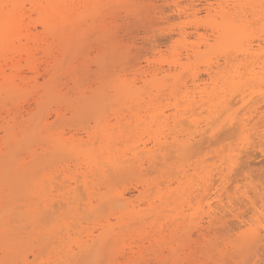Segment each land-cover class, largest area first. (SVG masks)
Wrapping results in <instances>:
<instances>
[{
  "label": "rangeland",
  "instance_id": "obj_1",
  "mask_svg": "<svg viewBox=\"0 0 264 264\" xmlns=\"http://www.w3.org/2000/svg\"><path fill=\"white\" fill-rule=\"evenodd\" d=\"M90 7L92 19L88 24L96 26L87 33L85 41L75 44L70 68L62 72L58 81L59 88L66 92V86H72L79 76L85 82L86 95L71 91L64 95L65 103L61 99L59 104L44 109L50 115L49 129L44 133L46 140L33 141L29 144L33 149L28 150L23 137L28 119L35 113L39 118V113L43 112H37V92L20 93L9 101L6 99L0 107L3 117L10 111L12 116L19 114L18 128L15 127L13 140L7 144L0 128V150L13 149V154L17 155L16 159L13 156V162L22 163L30 152L36 150L40 154V146L44 145L47 155L42 157V166L46 168L47 178L51 179L49 186L53 187V192L50 188L48 193L60 201V205L55 202L50 213L47 211L51 218L46 212L43 215L46 223L40 220L44 211L41 205L42 210L38 205H31L38 207L40 213H25L26 221L23 217L21 220V216L16 217L26 211L27 208L23 207L21 211L18 207L24 203L18 204V208L16 205L7 207V212L0 217L5 216L8 224L11 221L12 229L16 226L18 230L21 225L17 224H22L21 232H13V240L21 235V241L26 244L20 246L19 251L13 244L11 259L1 243L0 264H56L59 262L56 259H61L62 264H100V260L104 261L101 255L105 254L106 241L110 243V249L106 250L108 261L103 264L112 261L111 264H131L132 261L135 264H264V68L261 69L264 64L254 67L253 76L242 69L243 79L229 77L214 82L208 80L206 74L209 62H216L222 55L221 50L232 48V43L225 44L222 38L218 42L221 29L244 23L248 27L244 30L248 29L245 32L249 33L252 42L255 45L260 42L264 28L254 19L253 11H260L264 17V0H91ZM244 10L245 13H241ZM105 40L110 42L107 48L102 46ZM198 47L200 49L196 50ZM188 49H193L191 55L187 54ZM195 53L199 56H194ZM44 61L39 66L41 84L47 76ZM175 61L178 62L176 71H181L185 78L177 85L186 82V86L174 87L177 72L172 67L171 76L158 83L162 91L160 97H155L149 88H145L146 93L139 97L117 96L109 88L105 92L108 104L105 116H96L94 111L91 112L92 108L89 113H82L80 105L92 95L91 89L100 86V62H106L107 73L112 75L125 68L149 73L151 68L161 65L168 68ZM225 71L232 73L233 70L229 66ZM191 72H197L206 81L198 88L194 87ZM162 77L159 76V80ZM132 78L130 71L126 79ZM102 79L107 77L104 75ZM140 79L135 80L137 86L142 87ZM39 92L41 94L42 90ZM238 92L240 96H236ZM120 97L122 101H117ZM208 99L212 103L204 105ZM224 101L230 102L231 110L220 111L218 105ZM69 103H72L71 108ZM124 104L132 107V114L124 109L125 114H122L125 116L117 117L115 111ZM156 109L163 110L168 117L157 119L151 115ZM51 110H58L59 114ZM193 113L197 126L189 120ZM183 119L187 124L181 135L198 134L187 149L172 147L171 155L164 160L159 157L156 163H150L147 153H141L139 158L145 160L144 166L140 169L132 164L137 160L134 152L143 149V142L147 143L146 150L151 151L157 149L153 147L152 138L158 134L172 142L171 136L179 130L175 129V123ZM208 120L216 121H213L214 137L213 131L205 125ZM245 122L249 125L242 126ZM232 127L240 129L235 132L238 136L229 129ZM207 128L203 137L208 139L200 141L199 133ZM228 129L232 136L228 133L220 135ZM117 134L124 135V140L127 137V142L121 145L117 144L119 142L108 143V139ZM184 136L182 140L186 141L187 136ZM96 156L100 157L99 162ZM93 161L99 164L95 165ZM183 169L187 171L188 181L178 186L177 172ZM103 195L106 196L102 200L104 204L100 200ZM122 196L124 203L118 204L117 200ZM106 200L108 204H105ZM4 205L0 202V214ZM14 212L16 223V220H10ZM50 230L52 235L48 234ZM91 236L100 238L94 255L88 258L86 252L79 258L86 243H92ZM37 238L45 239L38 244ZM49 241L51 244L47 248ZM43 244L46 247L44 257ZM22 247L29 249L22 251ZM100 249L104 250L100 252ZM14 253H17V260ZM36 255L38 259H35Z\"/></svg>",
  "mask_w": 264,
  "mask_h": 264
},
{
  "label": "bare ground",
  "instance_id": "obj_2",
  "mask_svg": "<svg viewBox=\"0 0 264 264\" xmlns=\"http://www.w3.org/2000/svg\"><path fill=\"white\" fill-rule=\"evenodd\" d=\"M90 5H91V0H0V107H2V105H3L4 101H6V99L11 100L13 98V96H16V95L23 93L25 91H34V92H37V94H39L37 96V112L39 113V112L43 111L42 113H39V114H41V116H39V118L35 117V116H38L37 113H35L27 121V125L23 131V137L26 138V143L28 146L33 141L40 140L43 142L44 140H46V135L44 133L49 129L48 117L50 115L48 113H46V111L44 109L48 105H53L55 103L59 104L61 101H64V103H65L67 101L66 100L67 98L64 99V95H67L71 91L79 93L83 96L86 95L85 89H84L85 82L83 80V82H84L83 83L79 76L76 77L75 80H73L72 86H70V85L66 86V88H67L66 92H64L63 89L59 88L60 85H59L58 81H60L59 77L62 74V72H64L67 68H70L69 61H70V57L72 56V53L74 51L73 49L75 48V44L78 41L79 42H81L83 40L85 41L86 37H87L86 36L87 33L90 32L91 30H93V28L96 26L93 23L88 24V20L92 17V12H89L91 10ZM81 9H83V10H81ZM241 13H245V10L242 11ZM195 14H196V12H195ZM253 16H254V19L256 20V22L260 23L262 25V27L264 28V17L262 16V13L260 11L258 12V10L255 9L253 11ZM240 24H241V26H239L240 27L239 28L238 25H240ZM240 24H233V25H236V27L231 25L229 27L221 29V31L218 32L219 33L217 36L218 42L222 38L225 40L224 41L225 44H229V42L232 43V44H230L232 46V48H231V50H221L222 55H219L216 58V62H209V65H207V69H206V74L208 76L207 77L208 80L216 82L220 78H222V79H228L229 77L232 79L235 77L242 78L245 76L244 70H246L247 72L249 71V74H252V76H253L254 75V73H253L254 67L258 64H261V63L264 64V33L260 37V42L255 45L254 42H252V39H250L251 37H250L249 33L245 32L248 29L244 30L245 28H248V27H246L247 25L244 23H240ZM243 26H245V27H243ZM109 44H110V42L105 40V41H103L102 46L107 48L109 46ZM203 44L206 47L207 46L210 47L208 42H204ZM78 45H80V44L78 43ZM78 45H76V46H78ZM226 46L228 47V45H226ZM256 46H257V48H256ZM222 47H225V46H222ZM199 49H200V47H198L196 50H199ZM192 50L193 49H188L187 54L191 55ZM195 55H196V53L194 54V56ZM196 56H199V55H196ZM43 58L45 59V61H44L46 64L45 73L47 74V76L44 78V83L41 84L39 81V76H40L39 66H40L41 62H43V60H44ZM220 60H222V63H220ZM114 62H117V61H114ZM172 63L173 64H169L168 68H165L162 65L159 67L157 66V68H153V69L151 68L149 73L148 72L146 73V72L142 71L141 69L127 70L125 68V69H120L119 71H116V72H114V74L111 75V74L107 73L106 62H100L98 64L99 70H100L99 75L101 76V78L99 79L100 86L97 87L96 89H91L92 95L90 97L86 98L85 101L82 102L83 103L82 105L79 104L80 107H82V109L80 108L81 110H83L82 113L83 114L86 112L89 113L90 108H92L91 112L94 111L96 116H98V115L105 116L108 113V104L105 102V98H106L105 92L109 88L113 89L114 92L117 94V96H119L121 94H125V95H128L130 97L142 96V94L144 95V93H146L145 88H149V89H151V91H153L152 93L155 94V97H158L159 93L161 91L159 89L158 83L163 82L162 79L165 78V80H167V78H169L171 76L172 67L175 68V71L177 70L178 62L175 61ZM229 66L233 70L232 73H230V72L227 73L225 71V69ZM71 68H73V67H71ZM263 68H264V66L261 69H263ZM24 69L30 75L25 73ZM242 69H244L243 72H241ZM130 71H132L133 78L129 80L126 78H128V74L130 73ZM223 72L225 74L221 75ZM181 73L182 72L179 71L175 74V76H174V81H175L174 87L186 86V84H187L186 82H184L183 84H180L179 86L177 85L178 83L181 82L182 78H183V80L185 79L184 77L181 76ZM104 75L107 77L106 80L102 79V76H104ZM161 75L163 77L159 80V76H161ZM247 75H248V73H247ZM137 77H141L140 80L143 82L142 87L137 86V81L135 80ZM149 77H150V79H149ZM190 77H191L190 80L192 82V85L194 87H197V88L199 86H201L200 83H204L206 81V80L202 79L201 76L197 72H191ZM186 78H188V77H186ZM256 78L257 77H255L254 79H256ZM254 79H252L250 81H253ZM86 81H87V79H86ZM245 84H244V86H245ZM66 85H67V83H66ZM248 85H250V84H248ZM39 90H42L41 94H40ZM64 90H65V88H64ZM240 90H241V88H239V91ZM216 94H219V93H216ZM178 96H180V95L178 94ZM236 96H240L239 92H238V95L236 94ZM235 97H233V99ZM120 98H118L117 101L118 100L122 101L123 98H121V99ZM213 100H215V98ZM242 101H244V97L242 98ZM181 102L182 101H180L179 104ZM230 102L226 103L224 101V103H220V105H218V107H220L219 108L220 111H226L227 109H229L228 104ZM211 103H212V100L208 99V101L205 104L204 103L203 104L209 105ZM156 104H154V105H156ZM232 104H230V105L233 106ZM234 106H236L235 103H234ZM71 107H72V103L70 104V108ZM139 107H141V106H139ZM4 108H5V106H4ZM78 108L79 107H77V109ZM103 108H105V109H103ZM131 108H132L131 106L124 104L122 107H120L119 110L115 111V115H117V117L123 118V116H125L122 114V113L125 114V112H123V110L128 109L129 113L132 114ZM100 109H103V111L107 110V112H103ZM196 109L198 110V108H196ZM196 109L194 111H196ZM258 109H260V108H258ZM1 110H3V109H0V122L3 121L4 124L1 125V123H2L1 122L0 128L4 131V140L3 141H4V143L7 144L8 141L13 140V130L18 128L17 127V125H18L17 115H19V114L12 116L13 112H11L9 109L10 112L6 116L3 117L2 116L3 114L1 115V113L3 111L1 112ZM229 110H231V108ZM52 111H55V110H51V112ZM133 111H135V110L133 109ZM55 112H56V114H59L58 110H56ZM51 114H53V113H51ZM83 114H81V115H83ZM186 114H189V113H186ZM151 115H154V117H156L157 119H161V118L166 119L168 117L165 115L163 110H160V109L159 110L156 109L154 112H152ZM103 118L104 117H102L101 119H103ZM194 118H195V116L193 113V115L190 117L189 120L195 126H197V121ZM219 118H220V116H219ZM215 120H213V121H215ZM213 121L212 120L205 121V125L213 131V137H214L216 135V133L214 132L213 127H214L215 123ZM233 121L234 120L231 121V124L233 123ZM235 123H234V125H236ZM185 124H187V122L184 119H183V121H177L175 123V125H176L175 129L179 128V130H177L171 136L172 142H169L168 137H166V136L163 137L162 135H159V134L155 138L153 137L152 138L153 147H157V149L155 151H151L150 149L146 150L147 149V143L143 142L142 146H141L143 149L134 152V155L137 158V160L135 162H133L132 164L135 166L138 165V167L140 169L142 168V166H144L145 160H143L142 158H139V155L141 153H147L146 156L148 157V160H150V163L151 162L156 163V161H157V159H159V157H161L163 160L168 158L171 155L170 149L172 147L173 148L176 147V148L181 149V150L187 149L190 141L195 140L197 138L196 136L198 134L197 135L195 133H192L190 135L186 134L185 135V136H187L186 141H184L185 139L182 140V137L184 135L182 136L181 133L184 131V129L182 130V128L185 127ZM182 125H184V126H182ZM200 125H201V122H200ZM248 125L249 124L246 122L242 123V126H248ZM51 126L52 125H50V127ZM199 127H197V128H199ZM191 128L194 129V127H191ZM208 128L205 130V132H202V131H201V133L198 132L199 133L198 137H200V141L204 140V139H208V138L203 137L204 134H206L208 132V130H209ZM232 128H235V127H232ZM232 128H229V129H231V131L234 132V135L237 132H239L238 130H240V129L236 130L237 128H235V131H234V129L232 130ZM229 129H228V132L224 131L225 133L223 132V134L221 133L220 135L225 136L228 133L230 136H232L233 134L232 135L230 134L232 132L229 133ZM185 132H186V130H185ZM16 134H17V132H16ZM130 136H129V138H131ZM152 136H154V135H152ZM235 136H238V134H236ZM219 137L220 136H217L216 138H219ZM124 138H125L124 135L117 134L115 136H111L108 139V143L119 142L117 144L121 145V143L127 142V141H125V140H127V137L125 140H124ZM15 139H17L16 136H15ZM150 140H151V138H150ZM19 141H23V140H19ZM128 141H129V139H128ZM130 143H131V141H130ZM20 146H21V143H20ZM139 148H140V146L138 147V149ZM30 149H33V148H31L29 146L28 150H30ZM40 149H41L40 154H37L38 152L36 150H34V151L29 153L28 158H26L22 163H16V161H15V163L13 162V156L15 159L17 158V155L13 154L14 153L13 149L8 148L7 151L0 150V202L3 201L5 203V205H4L5 209L3 208L4 210L1 212L0 215H4V214H2V213H4V211L7 212V210H6V209H8L7 207H12L14 205H16V207H17L18 204L24 203V206H22V207L18 206L21 208V211L23 210V207L27 208L24 213L22 212V213H19V215L18 214L16 215L15 212L17 209H14L15 210L14 214L13 215L9 214L10 217L12 215V218L9 217L10 220H16V218L13 219V216L15 217V215H16V217L21 216V220H23V218L25 219L24 215L27 212H31V213L35 212L37 214L40 213V211H38V209H37L40 205L42 207H44V211L42 212V216L45 215V212L48 215L47 211H49V213H50V210H52V208H55L54 207L55 202H58V204L60 205V201L56 200L54 198L55 196L51 197L50 194L48 193V192H50V188H51V192H53V190H52L53 187L49 186V181L51 179L47 178V175H46L47 172H45L46 168H44V166H42V157L47 155V149L45 148L44 145H41ZM98 157L96 158L97 161H98V159L100 160V157L99 158ZM19 159L21 160V156ZM124 162H126V161H124ZM92 163L95 165L97 164L96 161H93ZM132 164H131V166H132ZM104 167H106V166L104 165ZM96 171H98V170H96ZM177 173H178V177H177L178 186H182L184 183H187V181H188L187 171L185 169H183ZM99 175H101V173ZM105 199H106V196L103 195V198L100 200L102 201ZM116 200H117V198H116ZM123 200H124V196H122V198H119L117 200L118 204L124 203ZM117 201H115V202H117ZM104 202L102 201V204H104ZM108 203L109 202L106 200L105 204H108ZM31 205H36V206L38 205V207L31 206ZM56 206H57V204H56ZM41 208L39 207V210H42ZM0 211H1V209H0ZM6 215H8V214L6 213ZM48 216L50 217V215H48ZM41 218L42 219H40V220H41V222H43L45 220L44 216ZM26 220L27 219H25V221ZM17 221L18 220H16L15 223ZM10 222H9V224H10ZM46 222L47 221H44V223H46ZM9 224H8V220L5 218V216L0 217V244L2 243L1 245H3V247L6 250H8V254L10 255V258L13 259V244L17 245V250L19 251L20 246H24V244H26V243H23L21 241V238H20L21 235H19L20 237L18 236L19 238L17 237L18 239L13 240V238H14L13 232H21L20 228L22 227V224H17V225H21L20 228L18 229L19 231L15 228L16 226L15 227L13 226L14 228L12 229V227ZM37 224L39 227V222ZM12 225H14V223ZM10 227H11V229H10ZM51 233H52L51 230L48 231V234H51ZM58 233H59V231H58ZM44 236H47V235L45 234ZM45 238H43V240ZM51 238H54V236ZM99 239H100L99 237L91 236L90 241L92 243L91 244L86 243V247L84 249L80 250L82 255H80L79 258H82L86 252H88L87 254H89L88 258L91 257V255H94V253L96 251V250L94 251V249L96 247V244L99 243ZM38 240H39L38 244H40V242L43 241L42 239H41L42 241H40V238ZM24 241H25V239H24ZM54 242H56V240ZM49 244H51L50 241L48 242V245L46 243L47 248H48ZM105 244H106V246L104 248L105 250L103 249L105 251V254L101 255L104 257V259H103L104 261L100 260L99 261L100 264L102 262L105 263L106 261H108L106 259V257H107V254L109 253L107 251H109V249H110V247H109L110 243L108 244V241H106ZM43 245L44 246L42 247L41 252H42V256L44 257L43 251H45L46 247H45V244H43ZM107 245L109 248H106ZM23 249L24 248L22 247V251H23ZM28 249L29 248L27 247V249H24V250H28ZM62 250H64V249H61V251ZM103 250L100 249V252H102ZM59 252H60V250H59ZM21 253L22 252H20V254ZM28 253H29V251L27 252V254ZM132 253H134L133 250H132ZM14 254H15V256L17 255V253H14ZM38 255L35 256V259H38V257H39ZM68 256H69V254H67L66 257H68ZM76 256H77V254H76ZM76 256L74 255V257H76ZM14 258H16L15 260H17V256ZM11 259H10V261H11ZM24 260H27V258L26 259L24 258ZM56 260H55L56 262L59 261L56 264H62L61 259H59V260L56 259ZM79 260H81V259H79ZM69 262L70 263L73 262V259ZM84 262H85V260H84ZM49 263H51V262H49ZM79 263H82V262L79 261ZM131 264H135V263L132 261ZM136 264H138V263L136 262Z\"/></svg>",
  "mask_w": 264,
  "mask_h": 264
}]
</instances>
